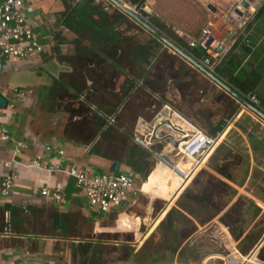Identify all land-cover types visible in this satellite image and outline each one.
Instances as JSON below:
<instances>
[{"label": "trees", "instance_id": "trees-1", "mask_svg": "<svg viewBox=\"0 0 264 264\" xmlns=\"http://www.w3.org/2000/svg\"><path fill=\"white\" fill-rule=\"evenodd\" d=\"M60 1L62 8L56 12L54 32L56 51L65 44L73 46L75 51L63 58L71 72L62 73L53 84L43 87L41 101L50 114L66 113L68 124L62 134L67 141L92 146L94 153L124 164L137 176L138 186L139 182H147L154 170V161L150 151L133 141L134 117H128L127 129L119 125L118 121L127 111L146 105L152 108V116L163 104H171L213 138H220L240 113L243 104L236 97L171 51L110 0ZM124 1L178 47L189 49L188 42L164 21L142 10L147 0ZM263 13L264 5L253 21ZM253 21L224 56L216 72L247 100L256 97L264 112V98L258 91L264 79V65L247 72L236 54L242 46L249 52L252 50L253 44L247 46V32ZM192 53L208 57L201 47ZM262 54L256 52L253 58L258 61ZM40 71L43 73V68ZM89 92L102 97L101 101L93 100L97 109L84 98ZM248 122L252 120L248 118ZM246 134L256 161L263 166L264 140L253 132ZM241 150L228 143L219 146L211 164L215 174L202 171L196 177L136 256V262L169 263L178 256L184 264H201V259L209 254L199 253L203 242H192L198 236L199 227H207L225 210L222 224L239 242L240 254L247 256L254 249L263 238L264 213L253 200L238 197L235 187H244L250 174V156ZM263 194L257 193L256 197L264 203ZM8 213L13 229L19 222L17 208L10 204L0 208V234L8 227L5 219ZM259 259L264 262V248Z\"/></svg>", "mask_w": 264, "mask_h": 264}, {"label": "crops", "instance_id": "crops-1", "mask_svg": "<svg viewBox=\"0 0 264 264\" xmlns=\"http://www.w3.org/2000/svg\"><path fill=\"white\" fill-rule=\"evenodd\" d=\"M23 1L29 10V18L35 24L37 34L44 42L54 39L58 19L56 12L62 8L61 1ZM196 1H201L202 8L206 7L208 12L201 11L193 20L181 17L179 21H176L181 24L178 26L182 27L176 28L178 35L186 42L199 39L210 29L213 31V34L211 33L213 37L215 36L214 33H216L217 39H226L229 32L234 29V24H232L234 19L227 12L234 3L236 5L233 6V11L243 1H246L249 4V8L247 10L242 9V11H244V15L251 17L253 20L259 9L264 5V0ZM209 7L216 8L217 12L212 13ZM199 8L203 10L201 7ZM172 16L165 15V21L170 25L177 26ZM215 20L218 21L216 27L214 29L210 28V25ZM247 36L249 37L247 46L253 44L252 50L249 52L245 46H242L236 50V54L241 57L244 64L243 67L247 72L251 73L264 65V62H262L264 59V13L260 18L253 21ZM205 50L209 53L211 49ZM74 51V47L70 44L61 45L59 46V52L55 48L53 50L54 53L50 56L45 55L35 58L27 65L18 64L16 67L28 68L30 64L37 65L43 58L48 56L49 61L55 65L51 69L54 71H47L49 78H51V84H53L56 79L60 78L62 73L71 72V68L63 58L72 55ZM256 52H263L261 59L258 61L253 58ZM43 70L45 71L46 68ZM40 79L42 80V78ZM51 84L47 82L46 85H42V81L36 82L34 80L30 86L19 85L12 89H3V92H1L8 99L9 106L0 118V125H5L10 130L14 141L10 143L0 142V161L4 163L3 168L0 169V180L9 170L17 176V180L10 197L2 198L0 196V208L8 204L17 208L19 210V222L13 229L12 234H0V264H184V262L178 260V256L170 260L169 263H159V261L141 263L136 262L135 259L127 255L124 258L120 255L123 250L126 251L129 247L136 248L135 252L138 253L164 221L167 214L176 207V204L172 202L164 210L160 209L156 213L153 201L148 205L141 204V195L153 194L164 199L171 197L174 199V197L176 198L175 195H177L175 193L181 189V184L174 191L173 188L177 181L172 178L170 185L168 178L171 179V176L169 175L170 177H165L166 184L164 182H156L154 185L150 187L148 185L147 189H144L143 186L149 184L152 174L161 168L154 169L146 183L140 185L139 182L141 187L138 186V194L131 195L127 203L121 208L108 214L92 209L85 195L76 186L75 179L68 176V169L77 167L88 170L92 174L99 172L112 174V165L119 164L120 173L130 172L124 164L105 159L94 153L92 146L72 143L63 137V130L68 124L66 113L50 114L40 98L42 88ZM90 84L88 82V85ZM15 89L24 92L25 99L16 97L14 94ZM38 90H40V95H38ZM258 91L264 98V79L261 81ZM84 98L90 100L94 109H97L98 105L93 103V100H102L101 96H95L91 92L87 93ZM35 102L37 104L40 102L42 107L36 110L37 105H34ZM33 105L34 109H32ZM143 107H138L133 112L132 110L127 111L125 117L118 121L119 125L127 129L128 117H134V123L131 128L133 134L137 123L145 118L143 116L145 109L150 108L146 105ZM249 112V109L242 106L240 113L229 123L227 130L220 137L219 144L228 143L234 145L231 139L236 135L244 140V147L242 148L247 150L252 164L250 181L253 177L257 158L253 153L246 134L252 133V131L250 132L249 127L244 126V128L243 125L248 124L250 126L254 122L264 129V120ZM248 118L252 122H248ZM112 122L114 123V120ZM262 139L264 140V138ZM17 141L28 142L30 150L16 155L15 142ZM60 151L64 152V156L59 155ZM39 154H44L45 156L43 168L34 169L29 167L30 162ZM61 162H63L61 166L63 170L61 172H52V168ZM164 171L159 172L161 174L169 172L165 169ZM60 185L65 188L66 205H59L42 196V189H54ZM240 191L243 190L240 189ZM244 194H246L245 191L241 195ZM246 195L248 196V194ZM260 208L264 212V204ZM5 219L7 223H10L11 215L9 213L6 214ZM217 220H214L207 227H199L198 233L202 237L207 232L212 231L215 235L216 244L228 254H209L203 259L201 264H226L230 255L237 256L238 254L240 255L238 256L240 261V257L247 261L238 251L239 242L234 240L229 230ZM126 238H128V241ZM108 251L113 253L110 257L107 254ZM245 264L250 263L247 261Z\"/></svg>", "mask_w": 264, "mask_h": 264}, {"label": "built area", "instance_id": "built-area-1", "mask_svg": "<svg viewBox=\"0 0 264 264\" xmlns=\"http://www.w3.org/2000/svg\"><path fill=\"white\" fill-rule=\"evenodd\" d=\"M133 10L148 22L140 11ZM28 11L23 0H0V62L3 64V72L15 65L30 62L34 58L50 56L57 47L54 39L44 42L37 34L35 24L28 16ZM252 20L247 16L237 22L235 41L231 44L232 46L240 36L245 34ZM198 41H189V49H181L210 74L219 77L216 72L217 66L228 51L220 54L211 49L208 57H197L192 50L201 47ZM3 61L6 63L4 64ZM14 94L21 99L26 97L25 93L18 89L14 90ZM249 100L259 108V101L256 97L251 96ZM5 111L6 109L0 107V118ZM219 139L208 136L195 121L189 119L171 104H163L150 118L141 119L133 133L134 143L150 151L156 166L172 173L181 183V187L188 185L207 163L218 147ZM13 141L10 130L1 124L0 142ZM15 144L16 155L30 150L28 142L17 141ZM59 155L64 156V152L60 151ZM44 162V154H39L30 162L29 167L42 169ZM62 163L52 168L51 171L61 172ZM3 166L4 163L0 161V169ZM67 174L75 179L76 186L85 195L90 207L103 214L121 208L131 195H137L139 192L137 176L133 173H120L118 176L109 173L92 174L88 170L71 167L67 170ZM16 180L17 176L10 170L1 178L0 196L2 198L11 196ZM41 194L44 198L59 205L67 204L65 188L61 185L54 189L44 188ZM12 231L13 228L8 223L4 233L12 234ZM261 242L264 244V234Z\"/></svg>", "mask_w": 264, "mask_h": 264}, {"label": "rangeland", "instance_id": "rangeland-1", "mask_svg": "<svg viewBox=\"0 0 264 264\" xmlns=\"http://www.w3.org/2000/svg\"><path fill=\"white\" fill-rule=\"evenodd\" d=\"M122 1H123L124 4H126L124 0H122ZM201 3H202L201 1L200 2H197L196 0H147V5L144 8V11L149 16H152V17L155 16V17L160 18L162 21H164L170 28H172L178 34V30H176V28L179 29V28H182V27L181 26H178V25H181V24L178 23V22H176V21H179L181 17L191 18L193 20V18L196 15H199V13H201V11L202 12L203 11L208 12V10H207L206 7L202 8ZM234 5H236V4L234 3L231 7H229V9L227 11L231 16H232V14L234 12L233 11V6ZM126 7H130V6L126 4ZM199 7H201L203 10H201ZM165 15H168V16L169 15H173L172 17H174V20H175L174 22L177 24V26L172 25V24L171 25L168 24L165 21V18H164ZM144 18H146V17H144ZM146 19L149 22V19L148 18H146ZM146 37H148V36H146ZM33 60H35V58L32 59L31 61H33ZM3 62H4V64L6 63L5 61H3ZM28 62L29 61L24 62V63H22V65H27ZM30 65H29L28 68H18V67H16L17 65H15V66H13L11 68L6 69L4 71V73L2 74L1 79H0V92H3V89H6V88L7 89H12V88H14L16 86H19V85L20 86L21 85L22 86H28V85L30 86L31 83L34 82V80L36 82L42 81V85H44V84L46 85L47 82H49L51 84V81H50L51 78H49L47 71H54V70H51V69L54 68L55 65L52 64L49 61L48 56L46 58H43L40 61L39 64H37V65L36 64H30ZM43 67H45L46 70L42 73L40 71V69L43 68ZM45 68H43V69H45ZM40 78H42V80ZM39 92H40V90H38V95H40ZM34 105H37L36 110L39 107H42V105L40 104V102L38 104L35 102ZM34 105H33L32 109H34ZM243 107L246 108L244 105H243ZM151 109L152 108H146L145 109V112L143 113V116H145V118H149L151 116V114H152V112H151L152 110ZM155 109L156 108L153 107V110H155ZM184 114L187 117H189L186 113H184ZM251 114L254 115V113H252V112H251ZM260 121L262 122V120H260ZM244 126L249 127L250 132L252 131L260 139L264 138V129H262L259 124L251 123L250 126H248V124L247 125H243V127ZM219 141H220V139H219ZM231 141L234 142V146L235 147H239L240 150L242 149L241 150L242 152H247L246 149L242 148V147H244V145H243L244 140L241 137H238L237 135L236 136H233L232 139H231ZM221 144L222 143H220L219 146ZM219 146L216 148V150L219 148ZM216 150L210 156V158L208 159L207 163L203 166V168L192 179V181L188 185H183L182 187L180 186L181 189L177 193H175V194H177V195H175L176 198L178 197L177 199L174 197V199H176V200H174L173 197H171L169 199H164V198H162V197H160L158 195L143 194V195H141V198H140L141 204L142 205H148L150 202L153 201V203L155 204V211H156V213L160 209L161 210L162 209L164 210L166 208V206H168V204H170L172 202L174 204H176L177 201L179 200V198L181 197V195L185 192L186 189H188L192 185V183L195 181L196 177L202 171H207V172H210V173L215 174L211 170V165L208 166V163H209V161H211V164H212V159H213V156H214ZM251 165L252 164H251V161H250V170H251ZM158 168L159 167H157L156 164L154 163V169H158ZM256 169H257V171L255 172ZM168 173L166 174L167 177H170L171 176V179L168 178L169 179V182L172 181V178H174L179 184H181L179 182V180L172 173H169V174ZM252 176L253 177H252V179L250 181H249V178H248V180H247L246 184L244 185V187L239 188V190H238V187H235V188L238 191V197L245 196V197L253 200L257 204V206L261 207V205L263 206L264 203L261 202L256 197V195H257V193L263 194L261 191H264V165L261 166L256 161L255 162V166H254V172H253V175ZM249 177H250V174H249ZM222 180L223 181H226L224 179H222ZM141 184L142 183H140V185ZM231 186L234 187L233 184H231ZM261 186H263V187H261ZM139 187H141V186H139ZM240 189H242L243 191H245L246 194H248V196L246 194L241 195V194H243V191H240ZM141 190H142V188H141ZM238 197H237V199H238ZM225 212H226V210L222 214H220L217 218H215L214 220H217L218 219L217 221H219L220 224H222V217L225 214ZM198 232H199V230H198ZM126 240L128 241V238H126ZM196 241L197 242L198 241L203 242V247H202L201 250H199V253H201L202 255H204V254H221V253H223L224 255L228 254L225 250H223L222 248H220L218 244H216V242H215V235H214V233H212V231L207 232L202 237H200V234L198 233V236L195 237V239L192 242V244L195 243ZM201 242H199V243H201ZM145 246H146V244H145ZM263 248H264V244H262V242L260 241L247 256H244L242 254L241 255L244 256V258L247 259V261H249L250 264L251 263H254V264L255 263H257V264H264V262H262L259 259V254H260V252L262 251ZM142 249L138 253H136L135 252L136 248L129 247L126 251L123 250L120 255H122L123 258H124L125 255L132 256V258L133 259L135 258V260H136V256L142 251ZM107 254L110 257L113 253H112V251H108ZM237 256H240V255L238 254ZM240 258H241L242 264L247 263V261L244 260V259H242V257H240ZM201 261H203V260L201 259ZM187 264H188V262H187Z\"/></svg>", "mask_w": 264, "mask_h": 264}, {"label": "water", "instance_id": "water-1", "mask_svg": "<svg viewBox=\"0 0 264 264\" xmlns=\"http://www.w3.org/2000/svg\"><path fill=\"white\" fill-rule=\"evenodd\" d=\"M113 2L116 6H118L120 9L125 11L127 14H129L135 21H137L142 27H144L147 31H149L151 34L159 38L171 51L182 57L184 60H186L188 63L194 65V67L198 70H200L202 73H204L210 80L215 82L218 86H220L222 89L227 91L228 93L232 94L236 99H238L247 109H249L252 113L260 117L262 120H264V112L258 108L256 105H254L251 101L247 100L244 96H242L240 93L236 92L230 85H228L226 82L222 81L219 77H216L212 74H210L202 65L197 63L195 60H193L184 50H182L180 47H178L173 41L168 39L165 35H163L159 30H157L155 27H153L150 23L146 22L142 17H140L131 7H126V4L123 3L122 0H110ZM241 8V9H240ZM249 8V4L246 1H243L241 5L235 9V11L232 14V17L234 19V29H232L228 37L224 40H220L216 38V33H214L213 37V31L212 29L206 31L198 40V43L201 47L205 49H213L216 52L223 54L230 50L232 47L231 44L235 41V35H236V29L235 26L240 19H244L247 17V15H244V11L242 9L247 10ZM210 11L212 13H216L217 9L213 7H209ZM217 20H215L211 25L210 28L216 27ZM212 33V34H211ZM3 74V64L0 62V79ZM9 106L8 99L0 92V107L7 109ZM211 165V161H209L208 166ZM112 174L115 176H118L120 174V165L119 164H113L111 168ZM238 256L230 255L227 258L226 264H242L241 261L238 259Z\"/></svg>", "mask_w": 264, "mask_h": 264}, {"label": "bare ground", "instance_id": "bare-ground-1", "mask_svg": "<svg viewBox=\"0 0 264 264\" xmlns=\"http://www.w3.org/2000/svg\"><path fill=\"white\" fill-rule=\"evenodd\" d=\"M166 170V169H165ZM161 172H165L164 169L161 167V169L159 170ZM158 170L156 172H154L150 178V182H148L149 184H146L144 187V189H147L148 185L149 187L154 185L156 182H164V184H166V181H165V177L167 176L166 174H161ZM171 182H169V184L171 185ZM179 187V183L176 182V185L175 187L173 188V190L175 191V189H177Z\"/></svg>", "mask_w": 264, "mask_h": 264}]
</instances>
